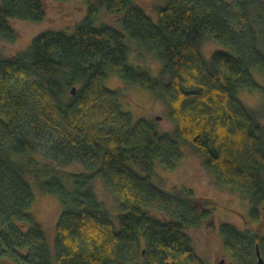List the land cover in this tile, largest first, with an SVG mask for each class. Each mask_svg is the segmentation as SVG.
Here are the masks:
<instances>
[{
  "label": "trees",
  "instance_id": "1",
  "mask_svg": "<svg viewBox=\"0 0 264 264\" xmlns=\"http://www.w3.org/2000/svg\"><path fill=\"white\" fill-rule=\"evenodd\" d=\"M45 1L0 0V41L15 40L10 19L42 21ZM86 3L72 33L45 29L14 55L0 54V264H54L29 211L30 178L62 205L56 264H206L187 230L214 227L215 201L185 186L162 189L152 181L154 160L174 168L179 143L195 147L215 182L247 198L260 217L264 107L247 108L237 90L264 97L251 75L264 74V0H163L157 23L133 0ZM102 10L121 16L135 49L161 63L158 76L128 63L124 33L97 23ZM207 36L232 51L207 60ZM109 73L155 94L173 133L122 111L119 92L105 85ZM72 163L89 171L67 169ZM98 177L118 202L117 227L94 190ZM219 232L230 264H255L256 246L264 260V236L229 223Z\"/></svg>",
  "mask_w": 264,
  "mask_h": 264
},
{
  "label": "rangeland",
  "instance_id": "2",
  "mask_svg": "<svg viewBox=\"0 0 264 264\" xmlns=\"http://www.w3.org/2000/svg\"><path fill=\"white\" fill-rule=\"evenodd\" d=\"M133 2L143 7L154 22H158L156 8L163 5V0H133ZM44 5L45 18L42 21L9 20L16 37L13 42L0 41L1 55H14L19 50L24 49L36 34L45 29L63 30L67 33H72L87 10L86 0H46ZM119 19H121V16L109 15L102 10L98 15L97 23L109 24L123 32L125 42L129 48L127 54L128 63L134 66H141L153 76H158L161 63L151 55L140 53L139 50L135 49V43L124 32ZM215 51L231 52L232 50L211 36H207L202 45L204 58L209 60ZM251 75L258 85L264 87L263 73L253 69ZM105 85L107 88L119 92V103L122 111L128 112L134 121L143 118L151 121L160 133H173L174 126L165 104L151 91L144 89L137 83L124 81L115 73L107 75ZM237 96L249 109L259 111L262 106L264 107V97L260 89L240 88L237 90ZM179 145L183 154L180 162L174 168H166L158 159H155L152 181L166 191L185 186L191 188L197 196L208 197L215 201L214 203L212 202L214 207V227H208L207 223H205L198 228H189L187 233L193 240L197 255L206 264H219L220 260H224L222 264H230V256L222 247L219 232L220 225L229 223L240 230H248L251 233L264 236V206L262 205L260 209V217L255 219L250 214L251 204L247 198L233 190L219 186L215 182L213 175L204 165L205 157L200 151L189 144L179 143ZM67 167V169L72 171H89L81 163H72ZM138 171L141 174H145V172ZM29 180L33 184L34 192V202L29 211L42 227L47 245L52 254L53 263L56 264L54 259L55 225L62 210V205L56 196L38 190L34 187L31 178ZM93 187L99 199L104 201L107 206L105 208L109 211L117 227V216L120 211L118 202L106 190L100 177L94 180ZM114 209L117 213H113ZM150 213L155 216L160 215L157 211Z\"/></svg>",
  "mask_w": 264,
  "mask_h": 264
},
{
  "label": "water",
  "instance_id": "3",
  "mask_svg": "<svg viewBox=\"0 0 264 264\" xmlns=\"http://www.w3.org/2000/svg\"><path fill=\"white\" fill-rule=\"evenodd\" d=\"M75 87H73L71 89V92L74 93L75 92ZM256 257H257V260H256V263L255 264H264V260L260 254V251H259V247L256 246ZM224 262V260H220L219 264H222Z\"/></svg>",
  "mask_w": 264,
  "mask_h": 264
}]
</instances>
